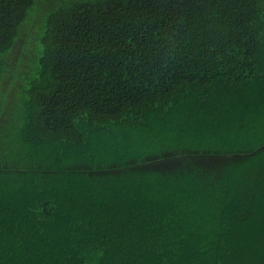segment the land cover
I'll use <instances>...</instances> for the list:
<instances>
[{
	"label": "trees",
	"instance_id": "16d2710c",
	"mask_svg": "<svg viewBox=\"0 0 264 264\" xmlns=\"http://www.w3.org/2000/svg\"><path fill=\"white\" fill-rule=\"evenodd\" d=\"M0 85V264H264V0H0Z\"/></svg>",
	"mask_w": 264,
	"mask_h": 264
},
{
	"label": "rangeland",
	"instance_id": "374dc122",
	"mask_svg": "<svg viewBox=\"0 0 264 264\" xmlns=\"http://www.w3.org/2000/svg\"><path fill=\"white\" fill-rule=\"evenodd\" d=\"M28 65H29L30 67L32 66L33 68H35L36 61H35V62H29ZM16 79H17L18 81L20 80V78H16ZM2 84H3V83H2ZM10 85H13V83L11 82ZM13 86H14V85H13ZM19 86H20V85H19L18 83H15L16 90H20V89H21V88H19ZM1 88H2V85H0V94H2V93L5 91V90H4L5 87H4L3 90H2ZM6 96H7V95L2 94V98H6ZM14 99H17V98H14Z\"/></svg>",
	"mask_w": 264,
	"mask_h": 264
}]
</instances>
